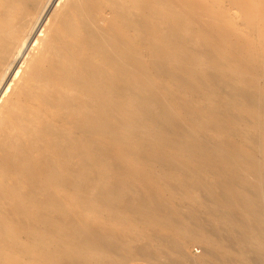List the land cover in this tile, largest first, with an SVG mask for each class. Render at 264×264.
Segmentation results:
<instances>
[{"label": "bare ground", "instance_id": "obj_1", "mask_svg": "<svg viewBox=\"0 0 264 264\" xmlns=\"http://www.w3.org/2000/svg\"><path fill=\"white\" fill-rule=\"evenodd\" d=\"M228 1L0 0V264H264V0Z\"/></svg>", "mask_w": 264, "mask_h": 264}, {"label": "rangeland", "instance_id": "obj_2", "mask_svg": "<svg viewBox=\"0 0 264 264\" xmlns=\"http://www.w3.org/2000/svg\"><path fill=\"white\" fill-rule=\"evenodd\" d=\"M219 3L221 5V7H222V10L225 11V12H229V14L232 16V19L234 21H236V23L238 25L241 26L240 15L238 14V11L235 10V8H233L231 6L229 1L228 0H219ZM110 15H111L110 11H106V16L109 17ZM16 27H17L16 25L11 26L10 27V31L14 32L16 30ZM257 77L261 81V83L264 84V75L260 71L257 72ZM1 99H2V97H0V103H1ZM202 251H203L202 247L201 246L199 247V245H197L196 243H190L187 246V255L190 256V257H193V258L199 257L201 255ZM131 264H144V263L139 261V262H133Z\"/></svg>", "mask_w": 264, "mask_h": 264}]
</instances>
